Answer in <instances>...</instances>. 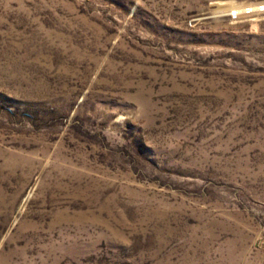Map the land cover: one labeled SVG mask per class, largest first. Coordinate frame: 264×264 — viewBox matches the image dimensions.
<instances>
[{
    "label": "rangeland",
    "instance_id": "obj_1",
    "mask_svg": "<svg viewBox=\"0 0 264 264\" xmlns=\"http://www.w3.org/2000/svg\"><path fill=\"white\" fill-rule=\"evenodd\" d=\"M0 264H264V0H0Z\"/></svg>",
    "mask_w": 264,
    "mask_h": 264
}]
</instances>
